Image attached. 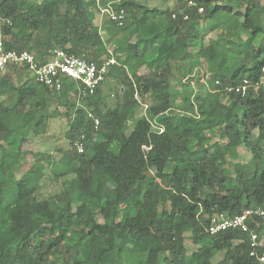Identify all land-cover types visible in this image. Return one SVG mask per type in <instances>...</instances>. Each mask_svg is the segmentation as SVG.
I'll use <instances>...</instances> for the list:
<instances>
[{
    "label": "trees",
    "instance_id": "16d2710c",
    "mask_svg": "<svg viewBox=\"0 0 264 264\" xmlns=\"http://www.w3.org/2000/svg\"><path fill=\"white\" fill-rule=\"evenodd\" d=\"M146 1L115 4L125 11L120 26L96 22L87 0H0L10 21L0 25L6 51H29L41 63L55 50L100 66L116 61L93 95L68 78L56 91L24 67L0 69V264H213L220 253L218 264H263L250 256V232L207 229L218 214L264 209V87L245 97L225 91L264 67V40L252 42L264 36V0H195L203 14L179 0L166 9ZM237 34L243 47L232 68ZM196 59L214 71L195 78L188 64ZM52 118L68 122V148L58 153L41 149L53 142L41 131ZM34 140L39 149L28 150ZM239 146L250 171L232 160ZM29 155L34 163L18 178ZM247 223L264 255V216Z\"/></svg>",
    "mask_w": 264,
    "mask_h": 264
},
{
    "label": "built area",
    "instance_id": "2783aa9c",
    "mask_svg": "<svg viewBox=\"0 0 264 264\" xmlns=\"http://www.w3.org/2000/svg\"><path fill=\"white\" fill-rule=\"evenodd\" d=\"M124 1H143V0H117L102 9V17H107L110 20L117 22L123 26L125 22V11L123 9L116 11L115 4ZM187 4L189 8H196L199 14H203L205 9L200 6L195 0H179ZM175 18V15H173ZM189 16L185 15L184 20H188ZM9 20L3 19L0 16V25ZM114 58L104 62L101 66L95 62H89L85 59L68 55L63 50H55L53 57L46 63L37 61L35 55L29 51H6L4 46L3 36L0 34V69H5L8 65H16L26 68L32 75L34 81L45 87H49L56 91H60L63 87V79L68 78L83 86L88 94L93 95L97 88L104 82L108 68L115 64ZM205 87L211 92H215L207 79H203ZM215 86L220 85L219 81L214 82ZM264 87V67L261 70L260 76L256 80L245 78L236 85H230L225 88L228 93H235L241 97H245L251 88ZM88 118L92 121L95 130L100 128V119L91 112H88ZM164 130L162 129L161 132ZM84 135L74 142V147L79 153L84 152ZM254 215L264 216V209L247 210L242 215L229 218L225 214H218L211 219L210 227L207 229L210 235H216L230 229H239L244 233L250 232L251 236V250L250 256L258 259L264 264V255H259L258 248L261 247L262 242L258 233L252 232L247 221Z\"/></svg>",
    "mask_w": 264,
    "mask_h": 264
},
{
    "label": "rangeland",
    "instance_id": "374dc122",
    "mask_svg": "<svg viewBox=\"0 0 264 264\" xmlns=\"http://www.w3.org/2000/svg\"><path fill=\"white\" fill-rule=\"evenodd\" d=\"M152 2H154L155 4H160L161 0H152ZM225 17L229 18V15L224 14V15H221L219 18H225ZM105 18L106 17L101 18L99 16L98 22L101 24ZM219 18H217L213 21H210L209 24L210 25L219 24V21H218ZM226 25L228 26L227 31L230 30V32H233L235 30V27L237 26V24H234V22L227 23ZM218 31H220V30H218ZM242 32H244V31L242 30ZM216 35H217V32H216V34L213 33L212 35L209 36V39H216V37H217ZM241 37H243L245 39V36L243 34H241ZM232 40L233 41H231V43H230L231 50H230L229 63L233 62L234 65H231V67L234 68L238 65V62H239L238 54L240 53V51H242L241 49L243 46L240 47V45H239L240 44V41H239L240 38H239L238 34L235 35ZM261 40H264L263 35H259L257 38L252 39V42L255 45L259 46V45H261ZM209 41H211V40H209ZM199 61L200 60H197V59L192 60V62H189V64H188L189 68H193L195 70V73L193 75L195 78L202 76V74L204 72H206V65L204 62L202 63V61H204V60H201L200 62ZM14 76H15L14 77L15 80L20 79V77L18 75L15 74ZM109 89H111V90H109ZM112 90H113V87H111V86L104 87L105 94L110 95V101H112L114 99L112 96L113 95ZM207 91L211 92V90H209V89H207ZM212 93H214V92H212ZM179 103H180V100L177 102V104H179ZM143 112H144V108L140 109L139 113H143ZM44 130L46 131V134L49 133L50 135H52L51 139L53 140V142H51L49 145L46 144V146H43L41 149L49 148L52 151L55 150L54 151L55 153H58V150H63V149H65V147H66V149L68 148V144L66 142V133L68 131V122L65 118H56V119L52 118L51 120H49L47 122V126L41 129V131H44ZM130 130L131 129H129V131ZM41 138H43V136H41ZM216 141H219V140L218 139L215 140L214 143ZM219 142H216L215 147H217L219 145ZM26 148L28 150L37 151L39 149V145L36 143V140H34V142L28 143ZM232 160L234 163H240L243 166L244 170H247V171L251 170V156H250L249 152L243 146L238 147L237 155H236V157L234 156ZM22 163H23V167H22L21 172L19 174H17L18 178H20L23 175V173H25L31 167V165L34 163L33 156L29 155V156L23 158ZM61 164H62L61 166L63 168L67 167L65 162H62ZM63 180L65 181L64 178L62 179V181ZM50 190L51 189L49 188V191ZM166 209H169V207L167 206ZM7 238L11 239V235L7 234ZM187 245H188L189 254H191L193 252V249L190 245V242H188ZM222 258H223V254H221V253L218 254L213 259V264H218V262L221 261Z\"/></svg>",
    "mask_w": 264,
    "mask_h": 264
},
{
    "label": "crops",
    "instance_id": "0c3cea01",
    "mask_svg": "<svg viewBox=\"0 0 264 264\" xmlns=\"http://www.w3.org/2000/svg\"><path fill=\"white\" fill-rule=\"evenodd\" d=\"M88 1V5H89V7H90V9H91V11L94 13V15H95V21L96 22H98V20H99V16L102 18V15H101V10L102 9H104V8H102L101 6H100V4H99V2H100V0H87ZM147 2V5H148V7H150L151 9H153V8H161V9H166L167 7H174L177 3H176V0H161V3L160 4H155L154 2H152V0H147L146 1ZM111 3H113V2H111ZM111 3H109V4H111ZM108 4V5H109ZM107 5V6H108ZM98 15V16H97ZM107 18V17H106ZM157 22H158V24L160 25H162L161 26V28H166V21H165V19H163L162 17H159V18H157V20H156ZM213 33H211V34H209L207 37H206V39H205V42H206V44L207 45H210V44H213V42H214V40L215 39H209V36L210 35H212ZM216 34V33H215ZM217 36V35H216ZM209 40H211V41H209ZM201 61V60H200ZM199 61V62H200ZM205 63V65H206V72H204L203 74H202V76H200V77H198V78H202V77H204L205 75H209V74H211L210 72H213L214 71V69H212V68H209L208 66H207V64H206V62L205 61H202V63ZM199 70V69H198ZM147 70L145 69V68H143V69H141V73H144V72H146ZM202 72V71H201ZM192 73H193V75H194V73H195V70L193 69V71H192ZM204 79H207V78H204ZM208 80V79H207ZM202 82L204 83V81H203V79H202ZM208 83H209V81H208ZM210 84V83H209ZM204 86H205V84H204ZM179 100H176V102L175 103H177ZM181 101V100H180ZM49 134V133H48ZM47 134V135H48ZM46 135V134H45ZM50 135V134H49ZM52 136V135H51Z\"/></svg>",
    "mask_w": 264,
    "mask_h": 264
}]
</instances>
